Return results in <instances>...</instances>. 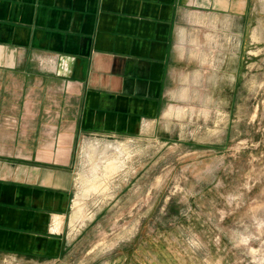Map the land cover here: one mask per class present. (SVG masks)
<instances>
[{"label":"rangeland","instance_id":"1","mask_svg":"<svg viewBox=\"0 0 264 264\" xmlns=\"http://www.w3.org/2000/svg\"><path fill=\"white\" fill-rule=\"evenodd\" d=\"M250 7L243 22L187 25L168 123L81 139L61 253L0 251V264H264V0ZM77 199L87 218L71 227Z\"/></svg>","mask_w":264,"mask_h":264},{"label":"crops","instance_id":"2","mask_svg":"<svg viewBox=\"0 0 264 264\" xmlns=\"http://www.w3.org/2000/svg\"><path fill=\"white\" fill-rule=\"evenodd\" d=\"M251 2L0 0V251L61 253L50 222L69 208L81 139L168 123L187 25L243 22Z\"/></svg>","mask_w":264,"mask_h":264},{"label":"bare ground","instance_id":"3","mask_svg":"<svg viewBox=\"0 0 264 264\" xmlns=\"http://www.w3.org/2000/svg\"><path fill=\"white\" fill-rule=\"evenodd\" d=\"M186 92V91H185ZM185 96V94H184ZM181 98V97H180ZM149 125V123H148ZM147 126V125H145ZM144 127V126H143ZM149 127V126H148ZM146 128V127H145ZM143 131H146V129H144ZM122 144V143H121ZM121 149H123L124 145H121L120 146ZM120 150V149H119ZM124 151L126 149H123ZM120 153L122 151H119ZM116 154V153H115ZM107 155V154H106ZM113 158V155L112 157ZM123 158V157H122ZM95 159V158H94ZM104 170L106 171V173H112V172H116L117 168L119 167L118 163H119V160L118 162L115 161V159L111 160V159H107L104 161ZM89 164V163H88ZM94 167V166H93ZM96 167V166H95ZM95 170V169H94ZM92 172V171H91ZM94 172V171H93ZM100 172V171H99ZM96 173V172H95ZM114 175V174H113ZM96 176V175H95ZM111 177V176H110ZM94 178V177H93ZM96 178V177H95ZM107 180V179H106ZM105 180V183L107 184V181ZM88 183V182H87ZM102 183V182H101ZM104 183V182H103ZM104 185V184H103ZM108 186V185H107ZM105 186V187H107ZM87 187V186H86ZM100 181H97V182H92L91 183V188L89 187L88 191H96L98 188H100ZM103 187V186H102ZM85 188V187H84ZM83 190V189H82ZM87 190V189H86ZM84 191V192H87V191ZM88 194V193H87ZM84 197V196H83ZM105 197V196H104ZM80 201V200H79ZM81 205V204H80ZM79 203H78V199L77 201L74 203L73 205V210H72V216L70 218V226L71 227H74L75 223L79 222L80 224L84 222V220L87 218V214H85V212H83V209L80 207ZM54 219H52L53 224H54V229H53V232L54 231H58L57 229H59V226L61 225L62 223V219L61 216H54L53 217ZM79 225V224H78ZM72 229V228H71ZM71 231V230H70Z\"/></svg>","mask_w":264,"mask_h":264}]
</instances>
